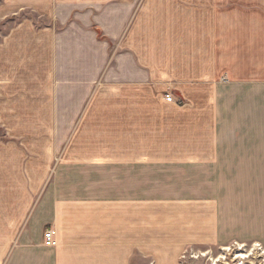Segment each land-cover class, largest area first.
Instances as JSON below:
<instances>
[{
  "label": "crops",
  "instance_id": "obj_1",
  "mask_svg": "<svg viewBox=\"0 0 264 264\" xmlns=\"http://www.w3.org/2000/svg\"><path fill=\"white\" fill-rule=\"evenodd\" d=\"M173 1L185 20L170 31L167 56L154 49L150 57L157 34L137 33L155 13L145 4L130 28L129 0H0V264H183L188 247L264 238V189L255 187L264 179V125H250L252 108L231 103L246 83L211 81L209 105L164 98L188 95L192 84L188 0ZM93 26L129 50L111 57ZM104 70L163 103H83ZM64 80L84 92L77 103L28 102ZM50 135L65 145L51 169ZM48 227L53 247L43 244Z\"/></svg>",
  "mask_w": 264,
  "mask_h": 264
},
{
  "label": "rangeland",
  "instance_id": "obj_2",
  "mask_svg": "<svg viewBox=\"0 0 264 264\" xmlns=\"http://www.w3.org/2000/svg\"><path fill=\"white\" fill-rule=\"evenodd\" d=\"M129 2L134 4V10L130 16V28L138 8L143 4L155 12L144 16L143 26L137 33L143 34L148 39L152 38V33H156L159 45H156V48L152 45L150 57H154V49L156 57L167 56L169 41L175 42L170 39L169 33L173 29H178L181 22H184V7L178 6V3L173 0L160 1L163 6L159 8L151 6L150 3L146 4L145 0H129ZM94 26L98 39L107 42L112 50L111 57L125 49L129 50L117 45ZM106 66L108 67L105 70L112 69V75L119 70L112 61H109ZM105 70L86 91L87 95L91 93L85 97L83 103L119 106L163 103L160 95L152 92L150 88H137L134 84L129 85L115 76L106 79ZM207 77L208 80H201ZM188 81L192 83H188V95L181 93L178 89L172 90L173 101L169 103L209 105L213 103L211 81L224 84L238 81L242 85L245 82L256 88L257 95L252 98L245 84L243 97L240 99L234 97L231 103L252 108L250 118L247 119L250 125H264V97H261L260 93V89L264 88V0H188ZM48 82L50 85L48 91L43 88L39 92L34 91L29 94L30 104L56 102L75 104L84 93L82 89L78 87L75 89L74 84L71 85V82L65 80ZM57 87H60V90L63 89L64 95ZM46 94L47 100H45ZM251 98L253 101H250ZM32 114L28 113V115ZM92 114L105 113L93 112ZM117 119H120V116ZM193 126H199V122H194ZM52 130L55 133L57 129ZM184 131V124H182L178 132ZM46 145H48L51 169L56 166L60 151L65 149V145L57 144L56 138L52 135L48 138ZM88 146L85 145V147ZM261 177L263 176L256 178L255 187L264 189V179ZM252 201L243 200L241 206ZM233 208V206L229 208L230 214ZM238 241L237 246L230 239L209 247H188V251L181 256V262L183 264H264V238L256 233L251 236L248 234L246 239Z\"/></svg>",
  "mask_w": 264,
  "mask_h": 264
},
{
  "label": "built area",
  "instance_id": "obj_3",
  "mask_svg": "<svg viewBox=\"0 0 264 264\" xmlns=\"http://www.w3.org/2000/svg\"><path fill=\"white\" fill-rule=\"evenodd\" d=\"M164 98L166 101L171 102L173 101V96L171 93L167 92L164 94ZM43 244L45 246L53 247L56 245V238H55V229L53 227H48L43 231ZM234 245H238V243H234Z\"/></svg>",
  "mask_w": 264,
  "mask_h": 264
}]
</instances>
